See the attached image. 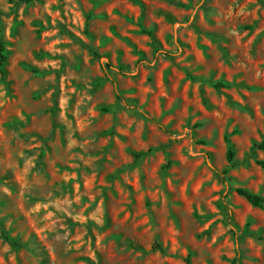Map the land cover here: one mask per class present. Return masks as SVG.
Instances as JSON below:
<instances>
[{
	"label": "rangeland",
	"instance_id": "obj_1",
	"mask_svg": "<svg viewBox=\"0 0 264 264\" xmlns=\"http://www.w3.org/2000/svg\"><path fill=\"white\" fill-rule=\"evenodd\" d=\"M0 42V264H264V0H0Z\"/></svg>",
	"mask_w": 264,
	"mask_h": 264
},
{
	"label": "trees",
	"instance_id": "obj_2",
	"mask_svg": "<svg viewBox=\"0 0 264 264\" xmlns=\"http://www.w3.org/2000/svg\"><path fill=\"white\" fill-rule=\"evenodd\" d=\"M27 2H31V0H26ZM5 44L3 42H0V73H1V79L2 81H6L7 78V70H6V66H7V60H8V54L6 52L5 49ZM223 84L218 83L217 87H221ZM251 151L253 153L257 152V151H261L264 153V137L260 142H255L252 146ZM227 159L228 162L230 163L231 166H236L237 162L235 160V152L233 150V148L230 146L227 152ZM236 192L244 197L252 206L254 207H258V208H264V197L251 192L248 189H244V188H238L236 190ZM2 235L5 238V240L14 248H21L23 247V245L21 243H19L16 240L11 239V237L9 236L8 233H6L2 228ZM257 239L259 241L264 242V238L260 237V236H256ZM155 249L158 250H162V247L160 245H158ZM187 264H191L190 260H187ZM233 264H238L237 261H235Z\"/></svg>",
	"mask_w": 264,
	"mask_h": 264
}]
</instances>
